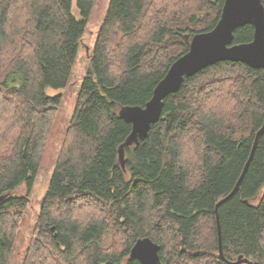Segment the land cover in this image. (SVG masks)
Segmentation results:
<instances>
[{
	"label": "trees",
	"instance_id": "obj_1",
	"mask_svg": "<svg viewBox=\"0 0 264 264\" xmlns=\"http://www.w3.org/2000/svg\"><path fill=\"white\" fill-rule=\"evenodd\" d=\"M94 3L0 0V264H140L130 252L142 238L161 246L163 264H228L217 215L225 257L264 264V135L240 191L216 210L264 124V70L227 61L186 77L119 160L132 131L120 109L145 107L192 37L216 27L225 0H110L29 229V199L13 194L30 195L39 175L62 103L47 90L67 87ZM253 33L236 30L234 43Z\"/></svg>",
	"mask_w": 264,
	"mask_h": 264
},
{
	"label": "water",
	"instance_id": "obj_2",
	"mask_svg": "<svg viewBox=\"0 0 264 264\" xmlns=\"http://www.w3.org/2000/svg\"><path fill=\"white\" fill-rule=\"evenodd\" d=\"M254 29L253 39L249 43H234L235 31L245 26ZM186 39H189L187 36ZM243 63L252 69L264 70V3L263 0H225L220 20L209 32L195 34L190 42L189 51L178 58L170 67L165 78L157 85L151 100L145 105L125 106L119 111L120 117L132 125V131L119 148V160L125 166V147L138 145L145 141L151 127L158 123L162 116L165 99L180 91L185 78L198 74L203 69L220 62ZM264 135V124L257 132L253 148L244 170L232 192L223 198L216 210L235 196L248 171L254 157L259 139ZM4 197H0L2 200ZM217 233L219 256L228 264H254L250 258L240 255L236 260L229 261L222 245V232L217 215ZM161 246L150 238L137 240L130 252L131 259L140 264H163L160 257ZM200 253H194L198 256Z\"/></svg>",
	"mask_w": 264,
	"mask_h": 264
},
{
	"label": "rangeland",
	"instance_id": "obj_3",
	"mask_svg": "<svg viewBox=\"0 0 264 264\" xmlns=\"http://www.w3.org/2000/svg\"><path fill=\"white\" fill-rule=\"evenodd\" d=\"M109 2L110 0H95L92 13L88 19L83 40L81 41L79 55L77 57L72 76L67 87L60 90L51 88L47 90L48 94L52 97L61 96L62 103L56 113V119L48 135L47 148L43 158L42 167L30 195L28 193V189L25 186L20 187L13 194L15 197H26L29 199V229L35 223L42 199L47 191L49 179L52 175L55 162L60 152L62 141L65 137L67 127L71 121L76 106L82 79L89 68V55L92 53L94 48L98 33L103 23L104 17L106 16ZM73 11L78 17L79 13L75 5L73 6ZM25 235L28 236L29 233ZM25 235L23 238H19L15 245L13 257L16 262H21L25 256L28 245L27 237Z\"/></svg>",
	"mask_w": 264,
	"mask_h": 264
}]
</instances>
